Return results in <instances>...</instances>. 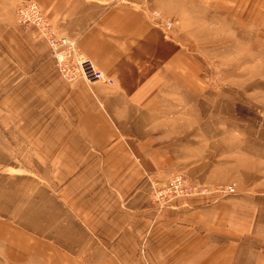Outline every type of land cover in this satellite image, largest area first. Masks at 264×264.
I'll use <instances>...</instances> for the list:
<instances>
[{"label": "crops", "instance_id": "obj_1", "mask_svg": "<svg viewBox=\"0 0 264 264\" xmlns=\"http://www.w3.org/2000/svg\"><path fill=\"white\" fill-rule=\"evenodd\" d=\"M29 1L111 85L58 75L46 44L15 24ZM237 5L254 14L260 0H0V155L17 163L2 164L13 194L0 196V250L12 264H264L258 202L152 200L178 170L165 144L189 130L181 94L196 89L200 32L228 31ZM149 8L175 25H154Z\"/></svg>", "mask_w": 264, "mask_h": 264}, {"label": "rangeland", "instance_id": "obj_2", "mask_svg": "<svg viewBox=\"0 0 264 264\" xmlns=\"http://www.w3.org/2000/svg\"><path fill=\"white\" fill-rule=\"evenodd\" d=\"M23 4L25 3L20 5ZM243 9L244 5H237L234 13L229 15L230 29H215L217 32H214L212 41L205 42L203 37L206 32H200L202 38L198 37L197 40L196 89H192L191 94H181V102L191 106L186 112L188 119L190 118L189 130L180 136V143L165 144L177 146L180 158L174 160L179 162L177 172L170 174L164 183L179 174L189 182L209 188V193L205 196L219 197L230 195L215 192L218 186L233 184L235 193L232 195L251 198L254 204L258 202L264 226V29L250 28L258 20L264 22V0H260L254 14L250 8V13L243 16ZM16 10V26L21 30L31 29L32 35L46 44L35 27L17 23ZM154 12L158 16H154ZM148 16L154 25L161 26L165 22H170L172 27L175 25L173 21L163 20L160 12L150 8ZM213 18L218 22L217 26L219 22L228 20L215 15ZM237 22L245 30L233 29ZM46 46L49 50L47 44ZM1 155H4L2 151ZM1 155V203H4L3 195L11 203L13 173H3L11 170L4 169L2 164L6 163V167L12 168L17 163L11 152L6 158ZM1 207L4 209L3 205ZM11 208L10 205L9 209ZM12 257L5 249L0 250V264H12Z\"/></svg>", "mask_w": 264, "mask_h": 264}, {"label": "built area", "instance_id": "obj_3", "mask_svg": "<svg viewBox=\"0 0 264 264\" xmlns=\"http://www.w3.org/2000/svg\"><path fill=\"white\" fill-rule=\"evenodd\" d=\"M153 15L158 16L155 12ZM16 21L20 25L35 27L37 33L44 38L57 72L64 80L69 82L82 80L86 83L100 81L112 84L90 60L78 52L76 41L73 38L55 33L53 25L42 14L35 2L29 1L20 5L16 10ZM161 27L164 31H168L172 28V24L165 22L161 24ZM215 192L232 195L235 193V188L233 184L222 185L218 186ZM208 193L209 188L189 182L185 177L177 174L153 190L152 200L158 210H162L175 199L202 197Z\"/></svg>", "mask_w": 264, "mask_h": 264}]
</instances>
